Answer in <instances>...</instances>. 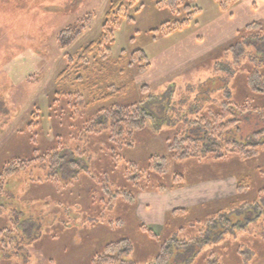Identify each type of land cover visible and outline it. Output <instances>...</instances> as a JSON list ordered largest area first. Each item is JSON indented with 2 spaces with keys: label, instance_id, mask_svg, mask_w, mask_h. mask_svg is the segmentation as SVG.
<instances>
[{
  "label": "rangeland",
  "instance_id": "obj_1",
  "mask_svg": "<svg viewBox=\"0 0 264 264\" xmlns=\"http://www.w3.org/2000/svg\"><path fill=\"white\" fill-rule=\"evenodd\" d=\"M108 2L0 0V167L13 157H32L35 150L43 153L56 147L73 150L75 156L81 152L84 157L69 179L53 176L58 181L56 186L44 182L45 172L38 165L10 178L5 193L0 194V205L5 199V207L1 206L0 211V230H6L0 234V264H89L91 255L100 252L104 244L120 239H128L133 246L124 260L131 262L129 264H145L157 255L160 243L148 238L140 225L153 230L161 242L177 240L172 241L170 247L172 252L183 255L185 251L177 247V243L194 232L175 234L178 227L226 209L237 195L240 175H250L249 187L253 190L264 183V174H260L264 173V145L257 146V158L249 161L227 160L218 166L210 159L192 165L169 161V173L187 171L190 183L182 191L133 190L137 200L135 207L120 198H111L104 191L93 192L90 190L93 186L83 182L84 176L92 175L95 180L103 181L99 187L107 185L111 191L121 187L130 190L129 185H120L125 161L144 163L152 154H166V138L173 136L190 117L203 114L207 104L224 100V94L237 104L264 106V94L253 93L246 85L248 71L257 68L264 74V64L257 66L248 62L252 58L261 60L263 47H248L247 55L235 61L223 47L212 51L215 42L204 36L208 23L218 19L221 13L214 0L191 2L201 10L193 22L182 31L156 39L150 31L182 16L175 17L167 10L157 9L154 0H139L142 10L133 14L135 22L123 21L114 32V43L100 78L108 83L129 84L127 94L115 99L119 104H130L152 94L156 121L148 122L132 135L131 147L108 146L99 133L85 134L83 128L90 124L88 121L96 107L87 109V97L81 86L69 82L58 84L57 78L66 66V54L74 55L98 38ZM86 17L90 19L86 29L70 46L60 50V32ZM261 23L264 24V20ZM201 30L204 39L196 50H189L188 39ZM138 49L152 61V68L144 74H136L132 68L119 75L125 63L117 64V60L123 53L128 55ZM202 51L207 55L198 56ZM143 85L149 87V92H139ZM77 90L83 97L76 94ZM166 97L172 100L166 103L168 111L163 116L157 106L162 105ZM263 129L264 119L253 114L243 115L233 137L243 143L253 142L251 135ZM58 136L60 139L56 138ZM75 156V160H80ZM99 162L100 170H96ZM89 167L91 170L86 174ZM80 180L84 185H79ZM194 193L201 205L189 208L188 205L193 204L189 199ZM249 197L255 198V191H251ZM27 202L36 205L32 215L27 212L23 217L14 215L13 206L24 207ZM57 205L60 211L56 210ZM261 205L262 212L257 209L249 212L255 219L253 222L248 223L244 218L248 215L246 211L229 217L232 224L247 232L261 231L264 204ZM181 208H188L189 215H171L173 210ZM117 219L123 224L108 226V222ZM215 226L217 230L221 225L218 222ZM210 229L214 231L212 226ZM235 236L234 231L232 239L226 238V243L205 245L202 253L214 248L221 264H264L263 237L249 238L247 233L236 239ZM194 246L192 243L188 249Z\"/></svg>",
  "mask_w": 264,
  "mask_h": 264
},
{
  "label": "trees",
  "instance_id": "obj_2",
  "mask_svg": "<svg viewBox=\"0 0 264 264\" xmlns=\"http://www.w3.org/2000/svg\"><path fill=\"white\" fill-rule=\"evenodd\" d=\"M193 1L196 0H154V5L157 9L167 10L173 16H182V18L164 22L159 28L150 31L149 34L152 38L165 37L188 27L201 12L198 7L191 5ZM214 1L221 12H228L240 2V0ZM141 10L142 5L139 0H109L98 38L76 54H66V66L57 78L58 84L69 82L71 85L75 84V86L82 87V92L87 97V109L96 107L92 118L88 121L90 124L83 128V132L85 131V134H90L91 132L99 133L105 137V142L108 146L125 145L131 147L133 145L132 135L144 128L148 122L156 121L153 114L155 107L151 106L153 101L152 94L149 93L145 99L130 104H119L115 102V99L127 94L129 84L108 83L106 80H102V77L100 78V75L105 71L104 63L110 56L111 46L114 43V32L121 27L123 21L127 23L135 22L133 14ZM89 23L90 19L86 17L62 30L58 36V48L64 50L70 46ZM263 32V23H252L237 33L236 40L230 45L223 47V51L231 53L233 59L238 61L247 55L248 47H255V49L263 47L260 50L263 53L261 60L257 61L256 58H252L248 61L249 63H256L257 66H262L264 64ZM116 63H125V67L120 70L119 75L132 68L136 74H144L150 68V60L141 49L134 50L128 55L123 53ZM246 85L249 91L256 94H264V74L257 68L248 71ZM139 92L142 94L149 92V87L143 85L139 88ZM76 94L80 98L83 97L78 90ZM224 95V100L219 103L207 104L203 114L192 119L190 117L189 120L184 121L182 127H179L180 129L178 128L179 130L173 136L166 138V154H152L144 163L125 161L122 175L124 179H122L120 185H129L130 190L121 187L111 191L107 185L99 187L98 185L103 183V181L95 180V176L92 175L91 177L84 176L82 178L84 181L80 180L79 185H84L86 182L93 186L90 189L93 192L104 191L111 198H120L122 202L135 207L137 200L133 190L160 193L170 189H183L190 183V181L189 183L187 181V171L169 173L171 172L168 166L169 161L173 163L183 161L184 165H192L193 163L210 159L214 162V165L218 166L222 165L221 162L227 160L240 162L256 159L258 156L257 146L264 145V129L251 135L253 142L243 143L236 140L233 135L238 130L240 118L243 115L253 114L264 119V106H250L247 103L237 104L229 100L228 94ZM161 103H167L166 99L161 101ZM99 105L103 106L99 108ZM159 106L161 105H158L157 108ZM152 128H154V125H152ZM56 138L60 139V136ZM73 156H75L73 155V150L56 147L52 150H44L43 153L35 150L32 157H13L0 167V194L5 193L4 191L12 176L35 165H38L39 169L45 172L46 179L44 182L56 186L58 181L53 176L57 178L61 176L63 180L69 179L76 167L80 166L78 162H82L84 158L81 152L78 156H75L80 160H75ZM99 167L100 162L96 164L95 169L100 170ZM197 168L200 170V167ZM89 170H91V167L86 169V174ZM102 174L106 175L105 172H102ZM260 174L263 175V171ZM98 175L100 174L98 173ZM167 175H170V177L163 184L162 182ZM41 183L43 181H40ZM250 184V175H240L236 185L237 195L228 202L226 209H219L204 220H195L192 223L189 221L188 225L178 227L175 234L179 232V234L185 235L194 232L190 237L185 236L177 243V247L185 251L183 255L172 252L170 243L173 239H166L161 242L159 237L153 233V230H150L145 225H140V229L147 232L148 238H153L160 243L157 255L153 260L145 264H189L192 261H194V264H221L217 253L213 250L214 248L202 253L205 245L209 243H226V238L232 239L234 231L236 233L235 239L238 235H245L246 233L250 236L249 238H264V224L261 231L254 229L247 232L243 227L237 228L229 218L234 215L240 216L247 211L248 215H244V218L250 223L255 220L251 218L249 213L251 210L257 209L262 212L263 208L260 199L264 198V183L256 190L250 188ZM251 191H255V198L249 197ZM59 209L61 208L57 205L56 210L60 211ZM13 213L15 214L16 211H13ZM171 215L186 216L189 215V210L188 208L176 209L171 212ZM218 222L221 226L215 230V225ZM122 224L121 219L108 222V226L115 225L119 227ZM211 226L214 231L210 229ZM169 228L167 227L166 229ZM3 231H6L5 228L0 230V234H3ZM249 240L256 243L253 239ZM174 241L177 242V240ZM192 243L195 246L190 250L188 248L192 246ZM132 249L133 246L128 239L107 242L100 252L91 255L89 264H129L131 262L124 260V256L129 255Z\"/></svg>",
  "mask_w": 264,
  "mask_h": 264
},
{
  "label": "crops",
  "instance_id": "obj_3",
  "mask_svg": "<svg viewBox=\"0 0 264 264\" xmlns=\"http://www.w3.org/2000/svg\"><path fill=\"white\" fill-rule=\"evenodd\" d=\"M217 18L218 19H216L215 21H211L210 23H208L206 29H204L203 31L204 36L206 38L208 39L210 38L212 39V41L215 42L212 45L213 47L212 51L220 47H224L226 45L225 44L226 42L234 40L237 36V33L246 26L259 21L262 22L264 20V0H240V2L235 6H233L228 12H221ZM198 28L200 27L198 26ZM201 32L202 30L200 32L195 33L193 38L191 37L188 39L189 50L191 51L196 50L197 46H199L200 44L199 42L202 39H204V36L202 35ZM219 38H221V41H219ZM197 55L203 57L207 55V52L205 53L202 51L201 54H197ZM151 68H152V61L150 62V68L148 69V71ZM171 100L172 97H168V98L166 97L167 103L171 102ZM157 109L159 110V112L161 111V113H163V116L168 111V107L166 106V103L162 104ZM182 190L184 189H179L178 191H182ZM2 200L4 203L2 204V206L5 207V202H4L5 199ZM189 200H190L189 202L193 203L191 204V206L188 205L189 208L198 207L199 205H201L199 202H197L198 197L195 195V193L191 196ZM261 203L264 204V198H263V202ZM24 205H25L24 207L22 205H14L13 211L14 212L16 211L15 214L23 217L24 215H26L25 213L27 212L28 215H32V210L36 205L30 202H27V204Z\"/></svg>",
  "mask_w": 264,
  "mask_h": 264
}]
</instances>
